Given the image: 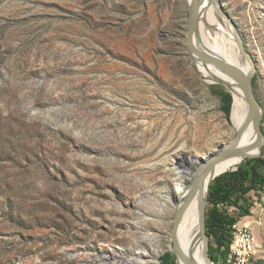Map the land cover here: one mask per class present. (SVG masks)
I'll use <instances>...</instances> for the list:
<instances>
[{
	"label": "rangeland",
	"instance_id": "rangeland-1",
	"mask_svg": "<svg viewBox=\"0 0 264 264\" xmlns=\"http://www.w3.org/2000/svg\"><path fill=\"white\" fill-rule=\"evenodd\" d=\"M217 1L257 65L264 132V0ZM189 10L187 0H0V264H119L139 251L162 264L174 252L175 164L196 172L237 135L231 89L190 56ZM208 10L205 32H218ZM256 192L249 203L264 202ZM244 218L264 264V211Z\"/></svg>",
	"mask_w": 264,
	"mask_h": 264
},
{
	"label": "bare ground",
	"instance_id": "bare-ground-1",
	"mask_svg": "<svg viewBox=\"0 0 264 264\" xmlns=\"http://www.w3.org/2000/svg\"><path fill=\"white\" fill-rule=\"evenodd\" d=\"M187 3L189 6L191 0H187ZM211 4L213 5L211 0H200V8L198 11L199 21L197 26V33L195 34V41L202 49L212 52L218 57L242 69L243 71L248 72L252 69L253 66L251 62L245 57V54L241 51L237 43L235 27L230 21L218 14L214 5V9L218 14L217 28L219 31L215 32L214 30L216 29H211L205 32L204 24L206 23V16L209 13L208 8ZM209 31H212L213 33H210ZM192 59L197 61L198 65L200 66V68H203V71L206 75L210 76L216 81H225L229 85V88L233 92L231 118L233 124L237 128L238 134L239 129L247 121L250 113V105L244 90L242 89L240 84L236 82L231 76H229L227 73L217 68L213 64L202 62L197 56H193ZM260 139L261 136L256 131L254 124H250L241 138H239L234 153L230 154L227 158L222 160L217 165L216 172L213 174V176L210 177L207 185L211 183L215 177L219 176L223 172L238 167L243 162L246 156L257 155L259 153ZM184 160L187 161V164H191L189 158L184 157ZM174 170L177 176V200L175 213L177 214L178 211L183 210L181 220L179 221V224L176 228L177 243L179 244L184 255L188 256L197 264H207V259L204 252V242L201 238L199 224V207L202 194L201 191L194 192V179L196 172H193L190 168L186 167L183 162L175 164ZM166 198L170 201L175 199L170 193L167 194ZM246 219L247 218H243V225L252 227L251 223ZM173 240H175L174 235ZM238 240H244V248L247 251H255L254 234L247 233V239H245V233H238ZM230 251L231 246L225 258L226 264H240L239 260L232 259L231 255L229 254ZM147 255V251H139L137 253V256L132 260L120 259L119 264H152L149 260L146 263L144 257H146ZM175 257L178 261V264H187L185 259L181 255L176 254ZM255 258L256 256H254L253 259L250 260V262L248 261L246 264H254Z\"/></svg>",
	"mask_w": 264,
	"mask_h": 264
},
{
	"label": "water",
	"instance_id": "water-1",
	"mask_svg": "<svg viewBox=\"0 0 264 264\" xmlns=\"http://www.w3.org/2000/svg\"><path fill=\"white\" fill-rule=\"evenodd\" d=\"M211 2L215 6V9L217 10L218 14L226 18L228 21H230L235 27L237 43L241 51L245 54V57L251 62L253 67L248 72H245L242 69L233 65L232 63L218 57L214 53L202 49L197 44V42L195 41V36H196L195 34L197 33V26L199 21L198 11L200 8V0H191V3L189 4L190 16L188 21V32H187L188 49L190 52V56L192 58L193 56H197L198 58H200L199 59L200 61L205 62L207 64H213L214 66H216L217 68L221 69L229 76H231L236 82L240 84V86L244 90L250 105V113L248 119L244 123V125L239 129L237 136L232 138L231 141L228 143L220 144L217 148V151L210 152L208 156H204L200 160H198V165L196 167V174L194 179V192L201 191L202 194L201 203L199 207V224H200L201 238L204 242V252L207 259V264L216 263L211 255L210 238L207 234V224H206L207 208L209 207L210 185L216 178H214V180L208 185L207 183L210 177L213 176V174L216 172L217 165L222 160L227 158L230 154L234 153L239 138H241V136L243 135V133L250 124H254V127L256 131L260 134L261 139H260L259 153L257 155H248L246 157H254V158L261 157L262 155L261 144L263 145V141H264V132L261 127L263 108L260 101L258 100L254 85V77L257 71L255 60L253 58V55L249 53V51L245 46L237 22L235 21L234 17L229 13V11L226 9L225 5L223 3L219 5V3L216 0H211ZM220 82L224 83L229 87V85L225 81H220ZM231 93L233 92L231 91ZM182 212L183 210L178 211L174 219L173 234L175 238V248L173 254L181 255L185 259L187 264H197L188 256L182 253L181 248L177 243L176 228L179 224V221L181 220Z\"/></svg>",
	"mask_w": 264,
	"mask_h": 264
},
{
	"label": "trees",
	"instance_id": "trees-1",
	"mask_svg": "<svg viewBox=\"0 0 264 264\" xmlns=\"http://www.w3.org/2000/svg\"><path fill=\"white\" fill-rule=\"evenodd\" d=\"M225 102L224 110L231 117L233 95L231 92L222 91ZM264 186V158L247 160L237 170L228 171L217 177L210 185L209 205L207 208V234L210 238L211 255L215 262L226 264L225 258L230 250L232 241V224L236 216L227 208L220 209L219 205L229 204L238 206L240 215L250 213L252 203L248 194L259 191ZM244 202H241L243 201ZM174 254L168 253L163 258L162 264H177Z\"/></svg>",
	"mask_w": 264,
	"mask_h": 264
},
{
	"label": "built area",
	"instance_id": "built-area-1",
	"mask_svg": "<svg viewBox=\"0 0 264 264\" xmlns=\"http://www.w3.org/2000/svg\"><path fill=\"white\" fill-rule=\"evenodd\" d=\"M264 196V186L263 189H261ZM254 193H259L256 191H253ZM253 207L250 210V214L247 215H240L239 214V208L235 205H229V204H220L219 207L221 210L224 208H227L228 211L236 216V221L232 224V241H231V251L230 255L233 260H239L240 264H246L248 261L253 259L254 256H257V254H260L262 252L260 244H256V235L253 232V229L251 226L243 225V218L247 216L254 217V211H264V202L259 199L257 194L252 199ZM235 210V211H233ZM233 211V212H231ZM236 213V214H235ZM238 233H245V239H247V233L254 234V243H255V251L250 252L247 251L244 248V240H238Z\"/></svg>",
	"mask_w": 264,
	"mask_h": 264
}]
</instances>
